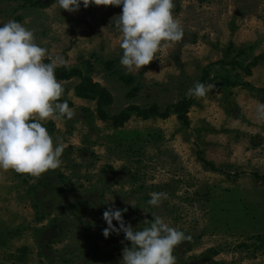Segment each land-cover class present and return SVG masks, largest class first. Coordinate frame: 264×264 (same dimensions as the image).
Instances as JSON below:
<instances>
[{"label": "rangeland", "instance_id": "rangeland-1", "mask_svg": "<svg viewBox=\"0 0 264 264\" xmlns=\"http://www.w3.org/2000/svg\"><path fill=\"white\" fill-rule=\"evenodd\" d=\"M174 4L183 39L130 71L122 5L0 0V27L23 23L64 61L59 102L75 112L42 121L64 145L59 168L0 170V264H123L132 245L122 231L104 236L109 207L138 230L154 213L189 235L176 264H264V0ZM197 82L215 87L190 98ZM152 192L167 199L151 206Z\"/></svg>", "mask_w": 264, "mask_h": 264}, {"label": "clouds", "instance_id": "clouds-1", "mask_svg": "<svg viewBox=\"0 0 264 264\" xmlns=\"http://www.w3.org/2000/svg\"><path fill=\"white\" fill-rule=\"evenodd\" d=\"M57 3L60 9L70 12L81 7V0H57ZM82 3L85 8L92 4L123 6L115 27L122 33L120 63L130 71L142 69L164 46L184 37L181 20L173 14L174 0H82ZM46 58L52 59L48 49L36 42L34 30L16 20L0 27V170L39 177L62 163L64 145L54 143L42 121L65 116L71 119L75 112L67 100L59 102L65 89L55 70L64 61L56 57L45 63ZM213 87L197 82L187 95L203 98ZM256 112L258 118L264 119V102L256 105ZM150 195L151 206L158 207L167 199L165 192ZM126 211L109 207L103 213L108 225L103 230L104 236L122 231L131 241L132 246L123 251V264H176L175 247L191 237L154 213L150 225L138 230L126 224L123 217ZM113 220L119 222V227Z\"/></svg>", "mask_w": 264, "mask_h": 264}, {"label": "crops", "instance_id": "crops-1", "mask_svg": "<svg viewBox=\"0 0 264 264\" xmlns=\"http://www.w3.org/2000/svg\"><path fill=\"white\" fill-rule=\"evenodd\" d=\"M238 215H239V221H245L246 220V218H247V214H246V212H245V210H244V207L242 208V209H240V204H239V206H238ZM223 217H225L224 219H229V220H231V218L230 217H233V220H234V218H235V213H234V211L232 212V213H228V214H224V216ZM236 219V218H235ZM242 219H245V220H242Z\"/></svg>", "mask_w": 264, "mask_h": 264}, {"label": "trees", "instance_id": "trees-1", "mask_svg": "<svg viewBox=\"0 0 264 264\" xmlns=\"http://www.w3.org/2000/svg\"><path fill=\"white\" fill-rule=\"evenodd\" d=\"M179 105H181V102L178 103V104H176V105H174V106L178 109L179 108Z\"/></svg>", "mask_w": 264, "mask_h": 264}]
</instances>
